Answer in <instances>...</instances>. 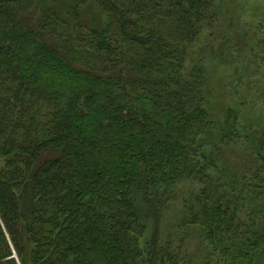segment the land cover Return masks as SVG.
Here are the masks:
<instances>
[{
	"label": "trees",
	"instance_id": "trees-1",
	"mask_svg": "<svg viewBox=\"0 0 264 264\" xmlns=\"http://www.w3.org/2000/svg\"><path fill=\"white\" fill-rule=\"evenodd\" d=\"M215 5L0 0V264H264V129L194 56Z\"/></svg>",
	"mask_w": 264,
	"mask_h": 264
},
{
	"label": "rangeland",
	"instance_id": "rangeland-1",
	"mask_svg": "<svg viewBox=\"0 0 264 264\" xmlns=\"http://www.w3.org/2000/svg\"><path fill=\"white\" fill-rule=\"evenodd\" d=\"M214 25H206L194 48L195 58H204L211 78L216 112L241 107L244 122L264 129V2L262 0H216ZM217 113V114H218ZM232 160L243 158L233 150ZM148 218L160 215L155 206ZM173 213V212H172ZM168 212L166 225L174 218Z\"/></svg>",
	"mask_w": 264,
	"mask_h": 264
}]
</instances>
